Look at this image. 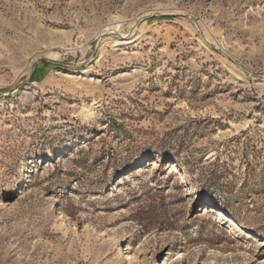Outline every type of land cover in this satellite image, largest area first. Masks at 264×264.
Returning <instances> with one entry per match:
<instances>
[{
    "label": "rangeland",
    "instance_id": "obj_1",
    "mask_svg": "<svg viewBox=\"0 0 264 264\" xmlns=\"http://www.w3.org/2000/svg\"><path fill=\"white\" fill-rule=\"evenodd\" d=\"M0 264H264V0H0Z\"/></svg>",
    "mask_w": 264,
    "mask_h": 264
},
{
    "label": "bare ground",
    "instance_id": "obj_2",
    "mask_svg": "<svg viewBox=\"0 0 264 264\" xmlns=\"http://www.w3.org/2000/svg\"><path fill=\"white\" fill-rule=\"evenodd\" d=\"M116 39V38H115ZM117 40H120V38L119 37H117ZM116 41V40H115ZM159 163L157 162V161H154V163H153V167H152V170H155V169H157L158 167H159ZM219 213H220V215H221V217H225L226 215H225V213L223 212V211H221V210H219Z\"/></svg>",
    "mask_w": 264,
    "mask_h": 264
}]
</instances>
